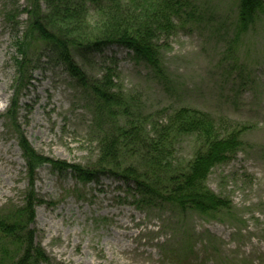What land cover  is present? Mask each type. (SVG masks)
<instances>
[{
  "label": "rangeland",
  "instance_id": "rangeland-1",
  "mask_svg": "<svg viewBox=\"0 0 264 264\" xmlns=\"http://www.w3.org/2000/svg\"><path fill=\"white\" fill-rule=\"evenodd\" d=\"M35 1L0 0V216L25 213L48 264H264V0L242 35H235L238 0H193L202 20L158 40L164 82L120 47L73 55L93 82L115 68L113 92L144 118L163 121L186 107L246 128L235 157L206 180L229 210L205 215L170 205L136 208L112 176L82 183L48 165L29 170L23 141L43 158L82 169L96 166L99 144L93 137L99 117L87 91L31 33L26 12ZM87 14L95 29L97 18L91 9ZM37 57L36 69L28 70ZM111 120L125 122L115 109L102 117V132ZM193 149L192 138H181L178 164ZM126 159L122 168L138 162ZM33 198L30 218L25 205ZM9 247V259H16L19 247Z\"/></svg>",
  "mask_w": 264,
  "mask_h": 264
},
{
  "label": "trees",
  "instance_id": "trees-1",
  "mask_svg": "<svg viewBox=\"0 0 264 264\" xmlns=\"http://www.w3.org/2000/svg\"><path fill=\"white\" fill-rule=\"evenodd\" d=\"M35 2L37 6L26 12L31 33L37 35L40 44L51 51L68 74L87 91L93 102L90 101L92 115L99 117L95 123L100 127L96 124L94 128L93 137L99 140L95 167L82 169L50 161L37 155L23 141L19 146L29 170L33 172L48 165L57 173L69 172L82 183L96 181L100 176H112L127 186L134 198L133 204L140 209L170 205L183 213L191 211L204 215L229 210L230 204L209 191L206 180L216 166L235 157L245 127L186 107L165 113L163 121L156 120V116L152 118L153 115L144 118L139 112L133 113V109L113 92L111 77L116 74L115 68H109L103 80L93 82L73 57L75 53L88 55L110 46L120 47L131 54L136 64L143 63L164 82L158 40L173 35L178 25L202 20L203 14L193 0H153L150 3L149 0H44L45 11L39 0ZM89 9L98 21L95 29L90 28L86 19ZM237 10L235 35H242L263 12V2L238 0ZM37 63L38 57L29 63L28 70L36 69ZM115 109H119L125 122L119 124L111 120V129L102 132V117ZM183 137L192 138L195 150L187 163L181 165L177 162L176 150ZM124 153L128 161L135 157L138 162H125L122 168V162L127 160L124 155L120 156ZM36 202L35 198L26 200L25 209L30 218ZM20 215L21 211L0 216V264H48L44 252L34 245L33 235L27 230L28 222L23 220L25 213ZM10 245L20 249L16 259H9Z\"/></svg>",
  "mask_w": 264,
  "mask_h": 264
}]
</instances>
